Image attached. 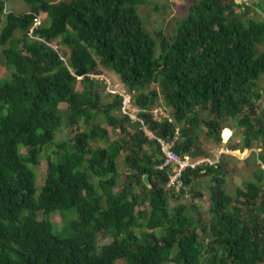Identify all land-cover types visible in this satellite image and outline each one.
<instances>
[{
	"label": "trees",
	"instance_id": "obj_1",
	"mask_svg": "<svg viewBox=\"0 0 264 264\" xmlns=\"http://www.w3.org/2000/svg\"><path fill=\"white\" fill-rule=\"evenodd\" d=\"M26 1L31 10L16 14L0 0L11 71L0 78V264H264V21L244 1L194 0L169 37L138 11L151 0ZM41 12L46 25H36ZM103 69L118 74L149 130L176 138L178 154L207 156L198 130L221 143L232 124L243 137L229 149L260 148L262 166L235 195L223 191L221 160L184 172L189 189L213 180L201 232L186 203L169 206L181 196L157 168L160 143L123 112L119 93L101 103ZM160 96L172 121L153 116ZM64 125L75 133L57 142ZM110 128L125 135L111 140ZM51 144L40 185L36 167ZM123 152L131 171L121 183ZM58 211L74 213L62 229L51 219ZM100 234L112 240L99 246Z\"/></svg>",
	"mask_w": 264,
	"mask_h": 264
},
{
	"label": "rangeland",
	"instance_id": "obj_2",
	"mask_svg": "<svg viewBox=\"0 0 264 264\" xmlns=\"http://www.w3.org/2000/svg\"><path fill=\"white\" fill-rule=\"evenodd\" d=\"M152 2H145L138 6V11L145 21L146 26L154 31L156 29H161L167 36H171L174 30L177 28V22L184 18L185 15L189 12L191 3L194 0H151ZM244 1L246 7L250 9V16L256 17L264 21V9H258L257 3L262 0H238ZM226 5H231L228 0H224ZM239 10L238 8H236ZM31 10L30 4L26 0H6V11H13L16 14L23 12H28ZM49 22L48 15L45 12H41L37 17L36 25H46ZM4 23V18L0 20V31ZM16 35H21V31L17 30ZM3 46L0 45V78H9L11 71L6 66L5 58L2 53ZM106 83V90L102 92L101 103H108L112 98L111 94L118 92L123 89L124 86L121 82L120 77L114 71L111 70H102L99 75H96ZM79 88L81 86L79 85ZM258 90L263 94L261 98V103L264 105V74L261 76L258 82ZM161 105V106H160ZM162 107L167 113L170 114L171 109L165 105L164 100L160 96L157 99L156 107ZM62 109L65 111L67 104L61 105ZM154 108V109H155ZM153 109V110H154ZM100 118V117H99ZM66 123V121H65ZM104 125L106 123L102 122ZM130 131H133L134 128L128 126ZM232 133L231 137L225 139L223 137V132L221 134L222 141L217 143L211 138L206 137L205 131L206 128L202 127L199 132V137L202 140L203 149L206 152V155L211 156L215 161L217 158L225 164L226 172V183L224 192L231 193L232 195L236 194V189L240 186H243L244 182L253 178V172L257 171L260 166V161L256 160L253 152H259L260 148L253 147L251 149L245 150H231L228 148L229 143H237L243 137L242 129L237 130L234 124L230 127ZM234 132H237L236 136H232ZM75 130L66 125L62 126L56 135V141H67L70 142L73 137ZM125 134L121 133L119 129L110 128V139H116L118 137L124 136ZM104 145V143H102ZM57 149L56 144H51L48 146V149L42 155L41 163L36 167V172L38 176V183L41 185L43 179L45 178L47 171V156L50 155L55 157L54 150ZM119 171H120V180L121 183L127 178V175L130 173L131 169L125 162V153L123 152L118 158ZM97 183V178L93 179ZM213 183L210 176H201L197 178L190 187L189 197L181 196L178 198H169V206L172 208L178 203H186L188 205L187 210L192 214L193 218L199 222L198 231L201 232V224L204 221H208L210 218V185ZM148 185H151V180ZM172 193L171 191H169ZM171 195V194H169ZM195 206L191 208V206ZM61 211V210H59ZM56 212L51 216V219L54 223L56 229L65 228L69 218L74 216V213H61ZM40 217H43V214L40 213ZM112 240L111 236L100 234L98 237L99 246L110 242Z\"/></svg>",
	"mask_w": 264,
	"mask_h": 264
},
{
	"label": "built area",
	"instance_id": "obj_3",
	"mask_svg": "<svg viewBox=\"0 0 264 264\" xmlns=\"http://www.w3.org/2000/svg\"><path fill=\"white\" fill-rule=\"evenodd\" d=\"M116 92V91H115ZM122 97V110L124 113L128 114L132 120H139L142 122V129L148 135L149 138L156 139L160 143V148L163 154L162 162L157 165L160 170H167L168 181L167 188L172 192L179 194L183 197H189L190 189L186 186L184 182V172L191 168L195 169L204 163H209L214 165L219 161L217 158L215 161L211 156H205L200 158H193L189 154L180 155L174 150L176 138L166 139L165 137L156 135L151 130H149L142 119L138 117L139 108L135 106L132 102L131 94L125 89H121L118 92ZM155 119L167 118L172 121L169 113H167L162 107L158 106L152 110ZM179 128H177V132Z\"/></svg>",
	"mask_w": 264,
	"mask_h": 264
},
{
	"label": "water",
	"instance_id": "obj_4",
	"mask_svg": "<svg viewBox=\"0 0 264 264\" xmlns=\"http://www.w3.org/2000/svg\"><path fill=\"white\" fill-rule=\"evenodd\" d=\"M143 180L148 185L150 183V177H149V175L148 174L144 175Z\"/></svg>",
	"mask_w": 264,
	"mask_h": 264
},
{
	"label": "clouds",
	"instance_id": "obj_5",
	"mask_svg": "<svg viewBox=\"0 0 264 264\" xmlns=\"http://www.w3.org/2000/svg\"><path fill=\"white\" fill-rule=\"evenodd\" d=\"M230 137H231V136H230ZM230 137H229V138H230ZM227 140H228V139H227Z\"/></svg>",
	"mask_w": 264,
	"mask_h": 264
}]
</instances>
